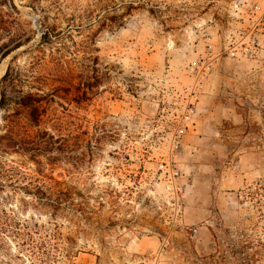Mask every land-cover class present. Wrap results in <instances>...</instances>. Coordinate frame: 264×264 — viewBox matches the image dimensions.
<instances>
[{
    "label": "rangeland",
    "instance_id": "1",
    "mask_svg": "<svg viewBox=\"0 0 264 264\" xmlns=\"http://www.w3.org/2000/svg\"><path fill=\"white\" fill-rule=\"evenodd\" d=\"M10 65L48 96L33 150L0 108V216L58 227L51 264H264V0H0V98Z\"/></svg>",
    "mask_w": 264,
    "mask_h": 264
},
{
    "label": "trees",
    "instance_id": "2",
    "mask_svg": "<svg viewBox=\"0 0 264 264\" xmlns=\"http://www.w3.org/2000/svg\"><path fill=\"white\" fill-rule=\"evenodd\" d=\"M49 34L50 32L48 30L45 31L43 34V38L47 37ZM43 42H47V40H44ZM21 45L22 43L18 42L16 47H20ZM8 53L9 51L7 50V52H5L3 56H6ZM2 82L3 86L1 88L0 108L7 109L10 106L12 107L13 105H16L14 106L16 110H21V112L27 113V116H25L26 121L23 122V126H26V131L28 134V139L25 140V144H27V146H21V148H23L24 150H33L38 146H31L33 145L35 140L31 138L30 126L38 125L41 121L44 108L43 101L47 98L48 95L44 91L43 93L31 91L25 93L23 90L21 91L22 94L19 96L15 97L13 94H11V92L13 91H19L17 90V87H19L20 83V78H18L16 70L12 65L9 66L7 72L2 77ZM29 114L30 116H28ZM14 117H16V115L14 114H10L5 117V119L8 118L9 123L7 124V127L9 128L11 133H14L16 131L20 123V120L18 123L16 119H14ZM18 174L19 176L17 179L20 182L25 181L23 186L28 193L36 196L39 200H44L45 202L43 204L51 207L54 210L58 211L60 209H63L62 206L65 200H63V198H60L61 194H65L63 190L56 188V186H49L50 192H48L47 187L43 183L41 178L35 177L29 172L20 169L18 170ZM20 182H18L17 184H19ZM7 221L8 220L6 217L3 218L2 216H0V227L2 229H5L6 231H10L13 237H17V246L19 247V249L27 251L29 257H31V260L35 259V261L42 262L43 264H51L58 260V251L60 252L62 249L56 241L62 234L59 231L58 227L54 231H50L45 224L41 226L36 224L35 230H23L21 227H19L20 224L13 225ZM56 226L59 225L56 224ZM25 228H27V226ZM18 257L27 259V256L22 251L18 254Z\"/></svg>",
    "mask_w": 264,
    "mask_h": 264
},
{
    "label": "bare ground",
    "instance_id": "3",
    "mask_svg": "<svg viewBox=\"0 0 264 264\" xmlns=\"http://www.w3.org/2000/svg\"><path fill=\"white\" fill-rule=\"evenodd\" d=\"M3 64V63H2ZM3 65H5V64H3ZM5 70V69H4ZM2 72H4V71H2Z\"/></svg>",
    "mask_w": 264,
    "mask_h": 264
}]
</instances>
